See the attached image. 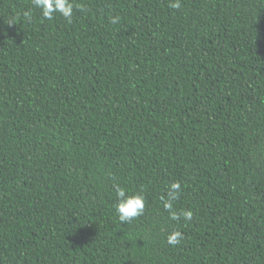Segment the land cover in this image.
Masks as SVG:
<instances>
[{"label":"trees","instance_id":"16d2710c","mask_svg":"<svg viewBox=\"0 0 264 264\" xmlns=\"http://www.w3.org/2000/svg\"><path fill=\"white\" fill-rule=\"evenodd\" d=\"M70 2L0 0V264H264V0Z\"/></svg>","mask_w":264,"mask_h":264},{"label":"clouds","instance_id":"9594fccd","mask_svg":"<svg viewBox=\"0 0 264 264\" xmlns=\"http://www.w3.org/2000/svg\"><path fill=\"white\" fill-rule=\"evenodd\" d=\"M35 8H38L43 18L52 20L55 15L60 14L69 23L73 15V3L70 0H32ZM170 7L179 8L180 0H171ZM24 16L27 20H31V12H25ZM119 17H114L112 23H117ZM9 24H12L9 22ZM117 203L115 205V211L121 224L131 223L135 219L141 217L145 213V197L139 192H130L126 188L119 184L114 185ZM180 184L178 182L170 184L167 191V200L165 201V207L172 208L173 201L177 200L180 195ZM183 217L185 220H191L192 212L184 211L177 213L172 211L171 219L179 220ZM183 239V235L179 230L172 231L167 236V242L170 245H177Z\"/></svg>","mask_w":264,"mask_h":264}]
</instances>
